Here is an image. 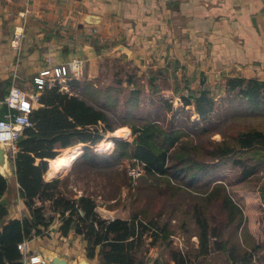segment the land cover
Here are the masks:
<instances>
[{
  "label": "trees",
  "instance_id": "obj_1",
  "mask_svg": "<svg viewBox=\"0 0 264 264\" xmlns=\"http://www.w3.org/2000/svg\"><path fill=\"white\" fill-rule=\"evenodd\" d=\"M68 91L54 85L45 88L38 100V107L29 114L30 126L23 129L16 142V151L10 159L13 179L29 217L7 220L0 228V264H23L17 245L23 240L43 236L55 219L59 221L58 231L67 236L70 230L81 236L86 243L87 258L96 254L104 264H145L143 255L158 242L169 247L170 237L175 233L171 222L175 220L178 230L189 232L188 224L194 229L198 240L197 249L185 253L170 250L172 264H203L213 239V248L226 255L228 264H252L253 251L232 238L243 231V211L232 201L225 185L212 183L207 176L225 160L236 156H247L257 160L251 166L238 158L234 164L240 168V181L254 176L264 155V132L247 129L232 136H222L219 142H208L206 146H195L187 139V133L175 129H163L156 120L138 119L134 109L138 105L140 91L132 90L124 101L123 124L131 126L136 143L113 139L115 150L109 155H99L92 150L101 143L106 134L112 133V123L106 106L112 111L121 90L105 89L100 94L96 107L83 97H90L99 91L89 81L71 79L66 83ZM188 90L181 97L184 107H192L201 121L210 117L214 100L207 90ZM225 92L245 100L252 110L264 108V81L245 78H228ZM114 96V97H113ZM167 104V101L160 99ZM168 111H172L168 105ZM114 113V112H113ZM138 120L139 125L130 121ZM195 124L194 126H196ZM193 126V127H194ZM207 133V129H201ZM81 146V155L75 160L93 169H107L124 158L136 159L144 165L145 174L151 178H163L167 188L157 196L176 198L182 192L194 195L191 201L170 202L167 207L153 202L144 203L132 210L127 219L102 218L96 212V200L92 194L76 196L67 189L68 180L57 178L46 180L50 174L51 162L57 159L60 150ZM199 157L202 159L199 160ZM11 183V182H10ZM10 183L0 175V200ZM170 184V185H169ZM189 196V195H188ZM264 203V194L262 195ZM137 202V201H136ZM217 204L225 213L224 224L211 227L206 216L207 209ZM7 203L0 205V223L7 216ZM231 228L232 235L224 237V230ZM153 264H160L158 259ZM161 264H170L164 262Z\"/></svg>",
  "mask_w": 264,
  "mask_h": 264
},
{
  "label": "crops",
  "instance_id": "obj_2",
  "mask_svg": "<svg viewBox=\"0 0 264 264\" xmlns=\"http://www.w3.org/2000/svg\"><path fill=\"white\" fill-rule=\"evenodd\" d=\"M16 34L21 40L13 47ZM74 59L83 62L86 79L98 77L106 62L129 61L152 80L163 73L168 81L187 80L190 88L211 93L228 78L264 81V0H0V119L12 85L28 92L37 73ZM63 152L46 180L61 178L79 155ZM13 177L2 197L7 216L0 228L29 217ZM96 212L108 220L127 219L98 206ZM58 227L55 219L43 236L22 241L23 264L34 256L43 264L53 257L66 264H104L97 254L87 258L81 236L73 230L61 236Z\"/></svg>",
  "mask_w": 264,
  "mask_h": 264
},
{
  "label": "rangeland",
  "instance_id": "obj_3",
  "mask_svg": "<svg viewBox=\"0 0 264 264\" xmlns=\"http://www.w3.org/2000/svg\"><path fill=\"white\" fill-rule=\"evenodd\" d=\"M101 70L95 79L81 78V75L78 77L79 81H89L92 87L99 91L93 96L83 97L96 107L101 106L99 99L102 91L109 88L121 90L116 102V110L112 111L108 106L104 108L110 116L115 130L106 134L103 141L93 147L92 150L96 154L109 155L112 153L115 150L113 139L128 141L132 144L135 137L131 133V126L123 124L122 114L125 109L124 101L132 90L137 89L140 91V95L134 113L139 120H156L163 129L182 130L187 133V139L195 146H206L210 141L219 142L222 140V136H232L247 129L264 132V108L252 110L245 100L235 94L226 93L225 83L218 85L212 90V93L210 92L215 103L214 109L209 118L201 121L194 114L192 107H184L181 99L188 95L187 89L195 92L202 90L196 85L190 88L189 81L179 82L172 78L168 81L167 76L162 75L163 73H159L155 80H152L150 73L138 70L129 61L116 63L109 61L101 65ZM173 89H178V93ZM160 99L167 101L172 111H168V105L161 102ZM130 123L139 125L141 122L134 120ZM195 124L197 125L194 126ZM203 128L207 129V133H201ZM68 149L78 151L79 155L77 156V153L74 155L75 159L62 173L61 178L67 177L68 180L67 189L75 193L76 196L83 192L92 194L99 208L114 212L116 216L128 218L133 209L148 202H154L157 207H167L174 200L185 204L194 197L188 192L180 193L175 199L168 195L157 196V193L166 190L168 182L163 178H151L146 174L133 183L127 175V167L131 164L130 158H124L115 166L107 169H93L81 164L72 166L81 155V146ZM63 153V150H60L58 156ZM238 158L245 160V165L248 167L257 163L256 159L239 155L231 160L220 162L219 166L207 176V179L213 184L225 185L232 201L243 211V231L232 238V241L238 239L240 244L242 243L246 249L251 251L256 245H260V248L253 252L252 264H264V203L262 201L264 167H260L251 178L240 181V168L234 164ZM201 159L199 157V160ZM261 160L264 161V155ZM206 216L211 227H218L219 223L224 224L225 213L217 204L207 209ZM171 225L175 233L170 237L169 247L166 246V243L158 242L155 247L149 248L148 252L143 255L145 264L153 258L158 259L160 264L169 262L170 250H181L185 253L190 249H197L198 240L194 236L191 223L188 224L189 232L178 230L175 220L171 222ZM232 233L233 230L228 228L224 230V237L232 235ZM212 243L213 239L210 240L211 249L208 255L203 259L200 258L199 261L203 260V264H228L226 255L216 251Z\"/></svg>",
  "mask_w": 264,
  "mask_h": 264
},
{
  "label": "built area",
  "instance_id": "obj_4",
  "mask_svg": "<svg viewBox=\"0 0 264 264\" xmlns=\"http://www.w3.org/2000/svg\"><path fill=\"white\" fill-rule=\"evenodd\" d=\"M21 35L16 34L13 38V47L19 44ZM83 70V62L77 59L70 63L54 68H46L33 77L32 88L26 91L19 85H12L3 99L7 109L0 119V145H3L9 157L16 151V142L24 128L29 127V114L38 105V100L45 88L59 85L66 90V83L71 79H77ZM145 174L144 165L136 159H131L127 167V175L133 183ZM25 244L17 245L18 251L24 253ZM28 264H43L38 257L28 258Z\"/></svg>",
  "mask_w": 264,
  "mask_h": 264
},
{
  "label": "water",
  "instance_id": "obj_5",
  "mask_svg": "<svg viewBox=\"0 0 264 264\" xmlns=\"http://www.w3.org/2000/svg\"><path fill=\"white\" fill-rule=\"evenodd\" d=\"M136 140L132 141V145H135ZM0 175L6 179L8 183L11 182V177L13 175L11 162L7 151L3 145H0ZM5 200H0V205H5ZM49 264H66V262L62 259H58L57 257H53L51 259H47Z\"/></svg>",
  "mask_w": 264,
  "mask_h": 264
},
{
  "label": "bare ground",
  "instance_id": "obj_6",
  "mask_svg": "<svg viewBox=\"0 0 264 264\" xmlns=\"http://www.w3.org/2000/svg\"><path fill=\"white\" fill-rule=\"evenodd\" d=\"M65 159V158H64ZM65 162V161H64ZM61 165H63V166H61L62 168H64V164L63 163H61ZM66 165V164H65Z\"/></svg>",
  "mask_w": 264,
  "mask_h": 264
}]
</instances>
